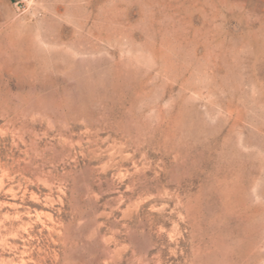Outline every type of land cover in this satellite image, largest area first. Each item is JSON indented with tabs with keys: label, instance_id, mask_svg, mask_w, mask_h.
Returning <instances> with one entry per match:
<instances>
[{
	"label": "rangeland",
	"instance_id": "1",
	"mask_svg": "<svg viewBox=\"0 0 264 264\" xmlns=\"http://www.w3.org/2000/svg\"><path fill=\"white\" fill-rule=\"evenodd\" d=\"M0 264H264V0H0Z\"/></svg>",
	"mask_w": 264,
	"mask_h": 264
}]
</instances>
